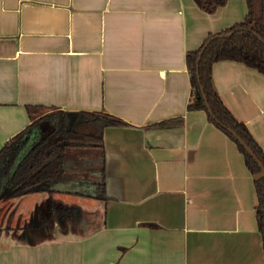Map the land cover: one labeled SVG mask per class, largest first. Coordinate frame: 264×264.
<instances>
[{
  "label": "crops",
  "instance_id": "obj_1",
  "mask_svg": "<svg viewBox=\"0 0 264 264\" xmlns=\"http://www.w3.org/2000/svg\"><path fill=\"white\" fill-rule=\"evenodd\" d=\"M246 13L244 0L213 13L194 0H0V149L56 110L126 123L102 128L106 201L74 189L73 168L53 193L4 192L0 264H264L254 177L187 110L186 53ZM211 81L264 154V74L221 60ZM168 120L182 123L155 126ZM49 198L78 218L46 217Z\"/></svg>",
  "mask_w": 264,
  "mask_h": 264
},
{
  "label": "trees",
  "instance_id": "obj_2",
  "mask_svg": "<svg viewBox=\"0 0 264 264\" xmlns=\"http://www.w3.org/2000/svg\"><path fill=\"white\" fill-rule=\"evenodd\" d=\"M200 9L213 13L228 0H194ZM247 13L244 19L227 29L210 33L199 48L186 53L191 94L187 104L188 111L202 110L207 119L220 128L235 144L243 156L244 163L254 177L257 197L256 221L262 239L264 253V176L261 169L245 148L226 130L232 129L253 151L264 166V154L254 141L246 126L235 119L215 93L211 76L212 65L221 60L238 61L264 74V0H244ZM261 38L262 41L259 39ZM30 107L28 111L30 112ZM210 109L211 114L208 111ZM69 113L56 110L34 120L24 130L9 139L0 149V198L8 191L14 196L32 192L49 191L52 185L59 184L70 174L66 166L67 152L70 149H90L100 152L99 179L94 183V192L86 194L99 201L107 200L103 166V135L105 126L126 125L121 119L106 113L77 112ZM52 121V130L41 135L38 124ZM176 124L174 120L163 121L156 127L165 128ZM82 194V193H81ZM71 207L54 203L51 198L47 204L48 218H68L74 216Z\"/></svg>",
  "mask_w": 264,
  "mask_h": 264
},
{
  "label": "rangeland",
  "instance_id": "obj_3",
  "mask_svg": "<svg viewBox=\"0 0 264 264\" xmlns=\"http://www.w3.org/2000/svg\"><path fill=\"white\" fill-rule=\"evenodd\" d=\"M41 135L48 134L53 125L49 122H42L40 125ZM99 153L98 150H90V149H70L67 152V166L68 168H73L74 176V189H79L83 191L85 194H92L94 192V183L98 181L99 177V165L96 161H93L95 155ZM73 176V177H74ZM12 195V194H11ZM4 196V195H2ZM77 198H74L76 200ZM76 215H74V219H77ZM76 224L79 222L76 220Z\"/></svg>",
  "mask_w": 264,
  "mask_h": 264
},
{
  "label": "water",
  "instance_id": "obj_4",
  "mask_svg": "<svg viewBox=\"0 0 264 264\" xmlns=\"http://www.w3.org/2000/svg\"><path fill=\"white\" fill-rule=\"evenodd\" d=\"M261 41L262 39L259 38ZM208 111L209 113L211 114L210 112V109L208 108ZM72 116V114H69L67 117H66V126L70 120V117ZM226 130L245 148V150L247 151V153L249 155H251L253 157V159L256 161V163L258 164V166L260 167L261 169V172H262V175L264 176V166L263 164L261 163V161L255 156V154L253 153V151L238 137V135L230 128H226ZM60 185H63V184H59L58 186ZM57 186V184H56ZM55 187V186H54ZM48 217V216H46Z\"/></svg>",
  "mask_w": 264,
  "mask_h": 264
}]
</instances>
